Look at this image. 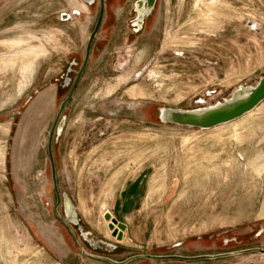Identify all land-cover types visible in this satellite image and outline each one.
I'll return each mask as SVG.
<instances>
[{"label": "rangeland", "instance_id": "obj_1", "mask_svg": "<svg viewBox=\"0 0 264 264\" xmlns=\"http://www.w3.org/2000/svg\"><path fill=\"white\" fill-rule=\"evenodd\" d=\"M133 1L111 9L53 145L59 192L79 220L69 226L54 211L48 145L98 10L0 1V264L231 253L130 264H264V102L209 130L159 121L160 109L211 107L258 85L264 0H157L139 34ZM105 211L127 226L122 242Z\"/></svg>", "mask_w": 264, "mask_h": 264}, {"label": "water", "instance_id": "obj_2", "mask_svg": "<svg viewBox=\"0 0 264 264\" xmlns=\"http://www.w3.org/2000/svg\"><path fill=\"white\" fill-rule=\"evenodd\" d=\"M156 5H157V0H142L138 4L137 11L139 13L140 26L143 25L145 17L150 16L153 13V11L156 8ZM63 20H65L64 17ZM94 38H95V34L93 35V37L89 42L85 61L83 63L81 70L77 73V79L74 83V86L67 99L60 106L59 113L57 115V118L55 120V123L53 125L50 134L49 145H48L49 158L52 168V179L57 196V204L54 207V211L57 217L67 226H69L70 223L79 225V220L75 207L73 206L69 197L65 194L61 195L59 192L58 182H57V170H56L54 153H53V145L55 139L58 140L65 127L66 117H64L63 114L67 109V106L73 99L79 81L81 80L88 66L91 56V47L94 42ZM263 102H264V76L261 78L257 86L255 87L241 86L238 88V90L233 94V96L230 99L225 100L224 102L218 103L211 107L200 108L195 110H182V109H170V108L160 109L159 121L160 123L165 125L209 130L242 118L243 116L255 110ZM62 203H64V207H65V215H66L65 219H63L59 214V207L61 206ZM104 219L107 223H110L109 230L111 231L112 237L117 239L118 242H122L124 239V234L127 231V226L117 221L110 213L105 214ZM91 244H93L95 247L98 248L112 246L111 244L105 242L95 243L91 241ZM257 251H260L261 253L264 254V250H257ZM242 253H246V252H242ZM236 255H239V253H231V254H224L217 256H203L196 258H186L179 256L158 257V256L145 255V256L132 257L124 262H116L107 258H103V260L109 262L110 264H130L131 262L138 260L140 258H145L147 260H158V261L180 260V261L190 262V261H198V260H217V259L229 258Z\"/></svg>", "mask_w": 264, "mask_h": 264}, {"label": "flooded vegetation", "instance_id": "obj_3", "mask_svg": "<svg viewBox=\"0 0 264 264\" xmlns=\"http://www.w3.org/2000/svg\"><path fill=\"white\" fill-rule=\"evenodd\" d=\"M142 0H134L133 1V9H134V18L131 21V28H132V32L134 34H139L141 32V30H143V26H140V22H139V13L137 11L138 8V4L141 2ZM77 2H79L83 9L85 11H92V10H98V16H97V21H96V25L94 26L92 32L90 33V39L89 42L91 40V38L93 37V35L95 34V38H94V42L95 40L98 38L100 32L104 29V27L107 25L108 19H109V23L111 22V20L113 19L114 14L111 12V9L113 8H117L120 5H125L127 3L130 2V0H77ZM73 15H77L80 16L81 13L78 10H75ZM110 15L112 17H110ZM65 18L66 20H70L72 19V16L69 14H64L62 15V18ZM145 21V20H144ZM93 42V44H94ZM92 44V47H93ZM92 47H91V52H92ZM87 54V52H86ZM91 57V56H90ZM90 61V60H89ZM89 64V63H88ZM77 65V64H75ZM83 66V65H82ZM88 67V66H87ZM82 68V67H81ZM81 68L79 70H76L74 67H72V70L76 72V78L74 80V82H72V88L74 86V83L77 79V73L81 70ZM87 69V68H86ZM86 71V70H85ZM85 73V72H84ZM83 77V76H82ZM82 79V78H81ZM80 82V81H79ZM78 87V86H77ZM72 90V89H71ZM77 90V89H76ZM75 95V94H74ZM74 98V97H73ZM180 261V260H178Z\"/></svg>", "mask_w": 264, "mask_h": 264}, {"label": "crops", "instance_id": "obj_4", "mask_svg": "<svg viewBox=\"0 0 264 264\" xmlns=\"http://www.w3.org/2000/svg\"><path fill=\"white\" fill-rule=\"evenodd\" d=\"M104 213L107 214V213H110V212H109V211H105ZM103 215H104V214H103Z\"/></svg>", "mask_w": 264, "mask_h": 264}, {"label": "bare ground", "instance_id": "obj_5", "mask_svg": "<svg viewBox=\"0 0 264 264\" xmlns=\"http://www.w3.org/2000/svg\"><path fill=\"white\" fill-rule=\"evenodd\" d=\"M108 228H109V226H108Z\"/></svg>", "mask_w": 264, "mask_h": 264}]
</instances>
